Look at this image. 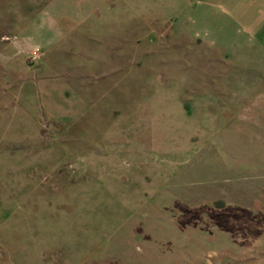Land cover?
Returning <instances> with one entry per match:
<instances>
[{
	"label": "rangeland",
	"instance_id": "obj_1",
	"mask_svg": "<svg viewBox=\"0 0 264 264\" xmlns=\"http://www.w3.org/2000/svg\"><path fill=\"white\" fill-rule=\"evenodd\" d=\"M114 2L0 0V264H264V68L206 1Z\"/></svg>",
	"mask_w": 264,
	"mask_h": 264
},
{
	"label": "crops",
	"instance_id": "obj_2",
	"mask_svg": "<svg viewBox=\"0 0 264 264\" xmlns=\"http://www.w3.org/2000/svg\"><path fill=\"white\" fill-rule=\"evenodd\" d=\"M200 1H206L208 3L204 8L200 6L194 12V15H198L200 9H202L203 12L209 9L210 17L207 13L204 14L208 17L206 19L198 17L201 22L198 25V27H200L198 32H205L208 35V39L211 40L214 45L220 47L219 44H221L233 60H238L241 63L244 62L247 64H249L248 62L250 60L252 64H257L255 67L258 69L264 68V0H228L233 8L232 14L224 9V4H211L210 0ZM57 3L58 0H49L47 9L49 12L55 13L54 16H52V18H54V22H52L54 26L57 25ZM105 3L110 5L115 2L114 0H64V4H66L65 10L69 12L68 18L70 19L71 27L82 26V22L88 20L90 17L89 13L98 9L102 10ZM98 4L101 5L98 6ZM131 4L132 6L124 7L123 10H131L134 3L131 2ZM108 8H110V6H108ZM117 8H119V6ZM37 9L39 10V8ZM201 17L204 16L201 15ZM31 18L30 22L26 23L22 21L18 26L39 25L40 19L33 18L32 16ZM103 24V22L93 19L91 22L87 23L86 26L91 29L85 30L84 35L88 37V40H94V36H101L97 34V28ZM222 28L225 30L224 33H221ZM16 36L18 37L19 35L16 34ZM35 37L34 35L32 39L41 40ZM30 213L33 215L31 217L34 218L35 213ZM25 217L28 218L26 215ZM29 234L33 235V233ZM23 244L27 245V238L23 241Z\"/></svg>",
	"mask_w": 264,
	"mask_h": 264
}]
</instances>
